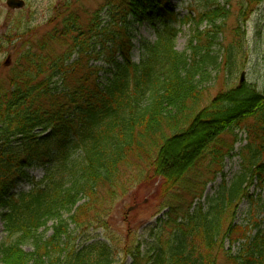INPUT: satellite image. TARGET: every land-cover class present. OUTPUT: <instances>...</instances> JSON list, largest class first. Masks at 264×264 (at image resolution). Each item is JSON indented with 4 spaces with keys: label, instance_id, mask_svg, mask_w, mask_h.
<instances>
[{
    "label": "trees",
    "instance_id": "16d2710c",
    "mask_svg": "<svg viewBox=\"0 0 264 264\" xmlns=\"http://www.w3.org/2000/svg\"><path fill=\"white\" fill-rule=\"evenodd\" d=\"M206 1L197 22L227 15L219 0ZM75 3L63 0L56 24L41 36L19 32L25 40L0 82L3 264H114L111 235L75 234L110 228L117 202L132 194L134 174L155 178L168 211L150 228L144 252L126 245L131 264H264L262 225L234 238L238 226L228 222L253 170L264 166V92L245 80L208 101L204 83L222 63L212 48L219 38L203 31L180 52L177 36L195 14L182 18L169 0H106L103 27L101 10L82 23ZM133 21L156 29L140 62L133 58ZM57 43L66 49L57 51ZM240 44L227 49L231 68ZM101 58L102 65L92 63ZM244 125L250 140L241 173L207 206L196 202L207 184L202 171L213 173L233 149L223 135ZM32 168L43 172L40 179ZM21 182L28 188L18 189ZM226 238L242 240L238 253L225 251Z\"/></svg>",
    "mask_w": 264,
    "mask_h": 264
},
{
    "label": "rangeland",
    "instance_id": "374dc122",
    "mask_svg": "<svg viewBox=\"0 0 264 264\" xmlns=\"http://www.w3.org/2000/svg\"><path fill=\"white\" fill-rule=\"evenodd\" d=\"M23 9H11L6 0H0V82L6 80L9 67L15 60L19 47L22 46L23 37L19 32L26 31V36L34 38L41 36L50 30L57 22L56 14L59 4L63 0H25ZM79 10L82 23L96 12L100 11L102 26L109 20L107 9H101L106 0H72ZM181 17L192 14L194 19L181 27L176 39V47L180 52L188 49L191 41L198 37L199 33L206 35L209 31L217 34L218 41L213 44L214 53L222 59L218 70L211 68V77L204 83L205 94L208 101L215 97L220 91L241 84L240 78L244 71L246 80L255 84L259 90L264 92V0H219V4L227 10V15L221 17L216 23H211L204 18L197 22L198 12L208 7L206 0H169ZM195 11V13H193ZM245 13L243 14V12ZM133 34V58L136 62L143 59V44L156 40V29L150 21H133L130 25ZM235 40H241L237 55L236 66L231 68L227 63L228 47ZM93 41H96L93 37ZM195 43V41H193ZM97 41V49H100ZM66 45L55 44L57 51L62 52ZM189 51V50H188ZM73 59L77 53H73ZM10 57V65H5V60ZM93 64L102 65L104 60L92 61ZM243 83V82H242ZM205 100V104L208 102ZM253 118L249 119L252 122ZM247 125L236 128L233 133L223 135L224 141L233 144V149L227 153L219 167L209 174L206 170L201 181H207L203 197L196 202L207 206V198L217 194L225 182H231L241 173L246 161L243 159L245 147L249 144L250 132ZM264 164V156L262 158ZM31 174L40 179L43 172L32 168ZM132 194L124 200L117 202L115 210L109 221L110 228H91L84 234L77 232V237L106 238L111 235L117 261L114 264H131L132 256L127 253L126 245L140 247L144 252L150 242V228L154 227L159 218H165L167 209H163L160 203L161 195L157 191L158 182L155 178L147 179L146 175L134 174L131 179ZM28 185L21 182L18 189H27ZM246 192L235 206L234 212L230 214L228 222H235L238 226L233 232V237H239L242 230H248L253 235L257 228L255 222L264 228V166L252 172L247 183ZM189 200L191 199L190 197ZM50 223L49 225H51ZM51 234V230L48 235ZM6 239V233L0 220V244ZM242 241V240H241ZM240 241V242H241ZM240 242L232 243L229 238L224 240L225 251L236 254L240 250ZM27 251L32 250L31 245H26ZM226 252L220 251L219 258H225ZM0 264L3 262L0 259Z\"/></svg>",
    "mask_w": 264,
    "mask_h": 264
},
{
    "label": "water",
    "instance_id": "95a60500",
    "mask_svg": "<svg viewBox=\"0 0 264 264\" xmlns=\"http://www.w3.org/2000/svg\"><path fill=\"white\" fill-rule=\"evenodd\" d=\"M7 3V6L11 9H22L26 6V1L25 0H7L6 1ZM11 63V60H10V57H8L6 60H5V65H10ZM245 80V72L243 71L242 74H241V78H240V82H244Z\"/></svg>",
    "mask_w": 264,
    "mask_h": 264
}]
</instances>
